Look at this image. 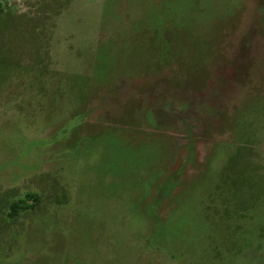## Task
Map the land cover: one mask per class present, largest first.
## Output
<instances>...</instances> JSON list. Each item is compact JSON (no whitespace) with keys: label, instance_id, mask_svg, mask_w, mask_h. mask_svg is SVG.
<instances>
[{"label":"rangeland","instance_id":"rangeland-1","mask_svg":"<svg viewBox=\"0 0 264 264\" xmlns=\"http://www.w3.org/2000/svg\"><path fill=\"white\" fill-rule=\"evenodd\" d=\"M0 264H264V0H0Z\"/></svg>","mask_w":264,"mask_h":264},{"label":"trees","instance_id":"trees-1","mask_svg":"<svg viewBox=\"0 0 264 264\" xmlns=\"http://www.w3.org/2000/svg\"><path fill=\"white\" fill-rule=\"evenodd\" d=\"M35 201H37V200H35ZM22 203H23V201H21V202H15V203H12L10 205V214L12 216H15L22 209H28V208L33 207V203L31 205H29V204L24 205Z\"/></svg>","mask_w":264,"mask_h":264}]
</instances>
